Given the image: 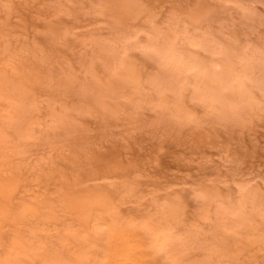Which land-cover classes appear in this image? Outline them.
<instances>
[{
  "label": "rangeland",
  "instance_id": "1",
  "mask_svg": "<svg viewBox=\"0 0 264 264\" xmlns=\"http://www.w3.org/2000/svg\"><path fill=\"white\" fill-rule=\"evenodd\" d=\"M0 183V263L264 264V0H0Z\"/></svg>",
  "mask_w": 264,
  "mask_h": 264
},
{
  "label": "bare ground",
  "instance_id": "2",
  "mask_svg": "<svg viewBox=\"0 0 264 264\" xmlns=\"http://www.w3.org/2000/svg\"><path fill=\"white\" fill-rule=\"evenodd\" d=\"M162 51V54L166 57L171 58L172 61L169 62L170 65H172V70L183 67H189L190 68H197L199 69L196 73V77L200 79V75L207 73L209 75L210 81H217L220 86H227L230 88L234 87L237 88L236 91H233L231 93V99L235 102H245L250 103L251 98V88L246 82L245 76L247 79L251 78L252 76V68H250L249 72H245L244 74L237 75L234 74L233 68H228L223 72H219L217 75H214V72L208 71L206 68V65L200 63L198 60H193L190 58H176L174 59L176 54V49L173 47V44H169L167 48H159ZM213 52L215 54L222 53L220 49L214 48ZM227 57V56H225ZM178 62L177 66L173 64V62ZM223 62L228 63V59H224ZM133 81H135V78H132ZM255 82H258V79H254ZM202 82V81H201ZM198 89H202L199 86ZM205 93V92H204ZM205 95V94H203ZM6 189L4 190V184L0 183V193H4ZM79 209H81L82 206H78ZM84 209V208H82ZM3 211V210H2ZM1 211V212H2ZM112 233V236L110 238V245L111 248L109 249L108 253V259L109 264H139V241L137 240L136 236L131 232H121L119 230H115ZM0 264H10V262H4Z\"/></svg>",
  "mask_w": 264,
  "mask_h": 264
}]
</instances>
